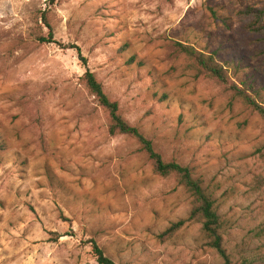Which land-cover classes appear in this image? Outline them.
Masks as SVG:
<instances>
[{
	"label": "rangeland",
	"instance_id": "rangeland-1",
	"mask_svg": "<svg viewBox=\"0 0 264 264\" xmlns=\"http://www.w3.org/2000/svg\"><path fill=\"white\" fill-rule=\"evenodd\" d=\"M251 8L264 0H0V264H98L92 240L116 264H223L185 189L108 134L69 45L163 159L192 168L231 259L264 257V119L176 46L214 55L264 108Z\"/></svg>",
	"mask_w": 264,
	"mask_h": 264
},
{
	"label": "trees",
	"instance_id": "trees-1",
	"mask_svg": "<svg viewBox=\"0 0 264 264\" xmlns=\"http://www.w3.org/2000/svg\"><path fill=\"white\" fill-rule=\"evenodd\" d=\"M243 15L261 20L264 18V8L247 9L243 12ZM46 23L49 24L48 22ZM50 39L52 40L51 37ZM40 40L42 42H51L44 38ZM176 46L183 53L188 67L196 73L197 77L209 79L224 87L226 90L231 91L244 105L259 113L264 119V108L254 98L249 96L244 89L231 81L227 69H225L214 55H207L192 46L181 43H176ZM66 48L76 50L83 65L86 67V72L82 77V83L97 106L105 112L108 120V134L111 137L126 136L133 139L138 144L139 151L144 153L148 158L155 174L162 177L173 176L177 184L185 189L192 199L189 220H194L202 225L201 231L208 247L218 253L223 259V264H264V257L254 260H243L241 262H234L231 259L224 247L220 217L215 210L214 202L204 190L201 181L194 177L192 168L183 166L175 161H165L155 150L153 142L123 117L119 103L112 100L106 94L102 83L87 68V61L83 57L81 48L77 45H69ZM183 225L184 221L173 224L163 235L170 237ZM59 238H61L60 235L53 234V240H58ZM89 243L92 244V249L98 264H116L105 254L104 250L96 241L92 240Z\"/></svg>",
	"mask_w": 264,
	"mask_h": 264
}]
</instances>
